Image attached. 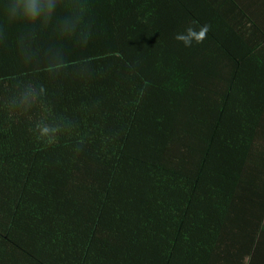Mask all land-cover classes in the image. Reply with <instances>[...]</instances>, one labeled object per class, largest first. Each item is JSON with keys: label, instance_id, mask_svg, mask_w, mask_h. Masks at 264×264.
<instances>
[{"label": "trees", "instance_id": "obj_1", "mask_svg": "<svg viewBox=\"0 0 264 264\" xmlns=\"http://www.w3.org/2000/svg\"><path fill=\"white\" fill-rule=\"evenodd\" d=\"M51 2L0 0V264H264V15Z\"/></svg>", "mask_w": 264, "mask_h": 264}, {"label": "clouds", "instance_id": "obj_2", "mask_svg": "<svg viewBox=\"0 0 264 264\" xmlns=\"http://www.w3.org/2000/svg\"><path fill=\"white\" fill-rule=\"evenodd\" d=\"M55 5L51 0H17V3L13 7V14L17 11L19 15L24 19L34 22L41 17V15H50ZM207 27L203 28L198 36L203 39ZM179 39H184L183 37H178ZM187 43V41H186Z\"/></svg>", "mask_w": 264, "mask_h": 264}, {"label": "crops", "instance_id": "obj_3", "mask_svg": "<svg viewBox=\"0 0 264 264\" xmlns=\"http://www.w3.org/2000/svg\"><path fill=\"white\" fill-rule=\"evenodd\" d=\"M200 1L203 2V0ZM209 1L210 0H204V3H209ZM223 3L224 1L222 0V3L220 2L218 4L219 7L222 8L223 10H233L235 7L238 8V6H240L250 10L252 14L249 15H264V0H227L225 4ZM213 13H216V11ZM240 16H246V15H240ZM262 113H264V110L262 111Z\"/></svg>", "mask_w": 264, "mask_h": 264}]
</instances>
